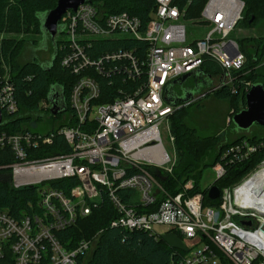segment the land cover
<instances>
[{
    "label": "built area",
    "instance_id": "1",
    "mask_svg": "<svg viewBox=\"0 0 264 264\" xmlns=\"http://www.w3.org/2000/svg\"><path fill=\"white\" fill-rule=\"evenodd\" d=\"M153 1L156 6L146 22L127 12L103 13L89 2L61 17L59 36L66 38L59 39V64L76 77L67 102L70 125L57 131L69 153L39 152L42 145L51 144L52 134L0 132V157L6 161L0 165V181L13 190H37L35 206L27 200L25 210L0 209V264H79L95 238L68 249L56 233L89 216L103 195L116 212L112 228L162 237L156 228L163 227L197 240L182 264H221V259L227 264H264V207L251 204L249 191H238L264 161L241 183L222 190L215 209L202 208L201 194H186L191 181L183 192L169 195L155 176L164 178L162 173L170 174L174 165L159 131L175 108L164 100L166 88L186 74L189 87L207 84L205 93L232 88L233 73L242 69L245 57L228 36L244 4L207 0L199 21L191 23L210 30L187 42L185 11L177 0ZM117 44L118 49H102ZM206 60L218 66V76L199 73ZM102 81L114 88L111 102H99ZM251 86L247 84L246 92ZM17 110L8 74H0L1 115L12 116ZM167 133L173 142L169 127ZM262 147L247 141L231 146L224 153V165L245 161ZM224 165L212 167L214 180L224 176ZM68 180L76 184L67 191L52 186ZM118 191L132 192L133 198L124 203Z\"/></svg>",
    "mask_w": 264,
    "mask_h": 264
},
{
    "label": "trees",
    "instance_id": "2",
    "mask_svg": "<svg viewBox=\"0 0 264 264\" xmlns=\"http://www.w3.org/2000/svg\"><path fill=\"white\" fill-rule=\"evenodd\" d=\"M57 0H0V74H8L12 87L13 97L17 105V112L12 116L2 115V126L0 132L14 133L29 131L32 125L45 120L57 124L43 135H53L51 144L42 145L39 152L49 155L67 154L69 147L63 137L57 133L63 126L70 125V109L68 97L76 77L67 70H63L59 62L61 54L59 51L60 41L54 39L55 51H52L50 59L46 63H40L36 55L31 54L24 60L23 56L27 49L33 50L38 43L36 40L27 41L20 35L35 34L39 39L41 34L42 17L55 7ZM244 6L240 14L243 26L255 31L254 36H245L239 45L240 52L245 57L242 69L233 73L232 88L223 87L213 92L217 101L228 102L232 108V115L244 108L245 87L247 84L264 85V0H240ZM207 0H177L175 3L184 10L186 22H197L200 13ZM98 6L103 13L114 14L127 12L138 17L142 22L150 18L155 9L153 0H89ZM237 24H235L237 26ZM236 28V27H235ZM15 36L12 38L7 37ZM237 42V41H236ZM238 43V42H237ZM121 45H107L102 49L106 51L120 48ZM206 77H215L220 74V69L212 61L206 60L200 71ZM199 84V83H196ZM195 84L189 88H193ZM55 92H62L66 112L52 116L47 108V95L50 88ZM104 91L99 102H111L116 98L114 88L106 81L101 82ZM205 88V87H204ZM203 88V90H204ZM235 90L232 92V90ZM186 115L185 108L180 103L175 105L172 115L169 117V132L174 141L175 162L170 174H164L160 181L162 187L169 195L183 192V186L191 181L193 187L187 191L188 196L201 194L202 208H218L220 198L209 200L207 198L208 188L216 186L219 192L235 186L243 177L253 171L257 165L264 161V147L249 159L224 165L223 156L225 151L242 141L251 144H264V138L239 137L233 141H220L215 136H202L191 127L184 124ZM231 115V116H232ZM168 119V120H169ZM60 120V122H59ZM58 121V122H57ZM231 122V121H230ZM232 123V122H231ZM41 157V155H39ZM221 162L225 167L224 176L213 180L211 186L201 189V174L206 168H212ZM6 164L0 157V165ZM153 174L155 170H151ZM76 184L74 180L57 181L52 183L54 188L67 191L69 187ZM117 195L121 201L126 203L133 198L132 192L118 191ZM27 200H32L35 206L37 190L32 188H21L13 190L6 182L0 181V209L14 213L16 210H25ZM39 212V208L36 209ZM147 212L152 211L150 209ZM115 210L109 199L103 195L97 208L93 209L87 217L77 220L70 228L58 232L57 237L65 248L74 247L80 240L95 238V242L88 256L79 260V264H182L183 258L188 250L172 246L162 237H155L146 232L127 231L119 227L110 226L116 218ZM175 236L180 237L177 233ZM181 238V237H180ZM87 253V254H88ZM221 264H227L221 259Z\"/></svg>",
    "mask_w": 264,
    "mask_h": 264
},
{
    "label": "rangeland",
    "instance_id": "3",
    "mask_svg": "<svg viewBox=\"0 0 264 264\" xmlns=\"http://www.w3.org/2000/svg\"><path fill=\"white\" fill-rule=\"evenodd\" d=\"M185 30L186 40L187 42H191L193 40H198L204 37V35L210 30V28L207 26L199 27L191 22H185ZM255 31L256 30H248L246 26L244 27L243 23L240 22L239 24H237L234 31L229 34L228 39L235 40L238 42L239 45H241L242 39L245 36H254ZM5 36V34H1L0 38ZM7 37L12 38L15 36L8 35ZM18 37L26 39L27 41H38L40 39L43 40L45 38V36H42V38L39 39L38 37H36L35 34L20 35ZM65 38V36L61 35L58 37V40ZM31 54H35L40 63H46L49 60L47 55L39 51H32L30 48L25 51L23 59H28ZM260 72L264 73V68L261 67ZM205 85L207 88V84ZM205 91L202 90L199 93L194 92L192 94L193 98L188 104L182 105L180 103L181 106L185 108L186 115L184 117V124L186 126L194 128L198 132V134L202 136H215L218 137L220 141L226 142L233 141L239 137H251L256 139L264 138V126L252 125L246 131L238 130L233 125V123L230 122L232 108L230 107L229 103L217 101L214 98L213 92L205 93ZM169 123L170 119L167 123H164L160 126L159 131L166 152L169 156L173 157L175 162L176 156L174 153V141H170V138L167 133ZM56 125L57 124H54L53 121L45 120V118L43 117L40 122L36 123V125H32V129L35 130L37 133L43 135L46 131H48L52 127H55ZM259 165H257V167L253 171H251V173L254 172L259 167ZM260 167H264V164H262ZM260 167L257 169V171L260 170ZM247 175L243 177L237 184L241 183L242 180L247 177ZM213 180L214 175L212 168L204 169L201 174V179L199 181L201 189H205L211 186ZM44 185H48V183H45ZM156 234L162 236V238L165 239L172 246H177L186 250L194 247L198 242L197 240H187L177 237L174 233L167 232V230L163 227H157ZM199 248H202V245H199ZM88 255L89 253L86 254V256Z\"/></svg>",
    "mask_w": 264,
    "mask_h": 264
},
{
    "label": "water",
    "instance_id": "4",
    "mask_svg": "<svg viewBox=\"0 0 264 264\" xmlns=\"http://www.w3.org/2000/svg\"><path fill=\"white\" fill-rule=\"evenodd\" d=\"M89 0H57L55 7L48 11L41 20V34L42 36L48 35L54 39L63 31L62 26L59 24L61 17L67 11H75L76 8ZM55 51V48H54ZM190 76L186 74L179 79L173 81L164 92V100L167 104L175 106L177 103L182 105L188 104L192 100L194 92L199 93L204 87L201 84H196L193 88H186L181 92L178 97H173L170 88L175 84H181ZM214 92V91H212ZM46 101L49 105L48 112L52 116H58L66 112L67 108L64 103L62 92H55L51 87L47 95ZM245 106L239 112L231 116L233 125L241 131L248 130L252 125L264 126V85L254 84L246 92L244 96ZM2 126V115L0 111V127ZM156 178L160 181L163 177L157 173ZM219 189L216 186H211L207 191V198L216 200L219 197ZM249 226V224H246Z\"/></svg>",
    "mask_w": 264,
    "mask_h": 264
},
{
    "label": "bare ground",
    "instance_id": "5",
    "mask_svg": "<svg viewBox=\"0 0 264 264\" xmlns=\"http://www.w3.org/2000/svg\"><path fill=\"white\" fill-rule=\"evenodd\" d=\"M251 178L252 179L246 181L238 191H249L252 193V199H250L251 204L264 207V167H260V170L255 172Z\"/></svg>",
    "mask_w": 264,
    "mask_h": 264
},
{
    "label": "flooded vegetation",
    "instance_id": "6",
    "mask_svg": "<svg viewBox=\"0 0 264 264\" xmlns=\"http://www.w3.org/2000/svg\"><path fill=\"white\" fill-rule=\"evenodd\" d=\"M59 36V35H58ZM57 36V37H58ZM42 38V37H41ZM56 38V37H55ZM54 38V39H55ZM54 39L50 38L48 35L45 36V38L43 40H38V43H36L33 47L32 51H39L42 52L43 54L47 55V57L50 59V56L52 54V51L54 50ZM35 55V54H34ZM189 78H187L185 80V82L181 83V84H175L172 89L170 90L171 94L173 97H178L181 95V92L186 89L189 88L188 84ZM196 85V83H195ZM202 87H206L205 84L201 83Z\"/></svg>",
    "mask_w": 264,
    "mask_h": 264
}]
</instances>
